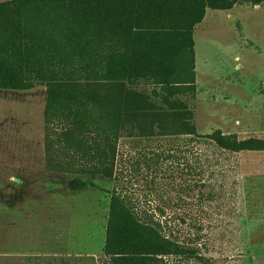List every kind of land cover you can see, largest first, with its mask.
Here are the masks:
<instances>
[{"label":"rangeland","instance_id":"1","mask_svg":"<svg viewBox=\"0 0 264 264\" xmlns=\"http://www.w3.org/2000/svg\"><path fill=\"white\" fill-rule=\"evenodd\" d=\"M194 40L189 108L199 134L264 139V5L207 10ZM46 97L44 87L0 91V264H102L117 188L212 264H264V153H224L190 137L122 139L120 187L84 177L87 189L72 192L78 176L45 166Z\"/></svg>","mask_w":264,"mask_h":264},{"label":"trees","instance_id":"2","mask_svg":"<svg viewBox=\"0 0 264 264\" xmlns=\"http://www.w3.org/2000/svg\"><path fill=\"white\" fill-rule=\"evenodd\" d=\"M248 4L264 0L1 2L0 91L46 88L45 166L78 176L72 192L87 189L84 177L120 187L122 139L190 137L224 153H264V139L220 130L201 136L189 108L197 96L196 27L207 10ZM109 194L102 264H212L168 237L123 191Z\"/></svg>","mask_w":264,"mask_h":264}]
</instances>
